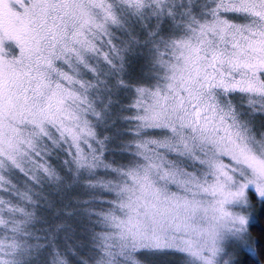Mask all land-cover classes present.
I'll return each mask as SVG.
<instances>
[{
    "label": "snow or ice",
    "instance_id": "1",
    "mask_svg": "<svg viewBox=\"0 0 264 264\" xmlns=\"http://www.w3.org/2000/svg\"><path fill=\"white\" fill-rule=\"evenodd\" d=\"M0 264H264V0H0Z\"/></svg>",
    "mask_w": 264,
    "mask_h": 264
},
{
    "label": "rangeland",
    "instance_id": "2",
    "mask_svg": "<svg viewBox=\"0 0 264 264\" xmlns=\"http://www.w3.org/2000/svg\"><path fill=\"white\" fill-rule=\"evenodd\" d=\"M158 259L164 261V260H170V259H172V257L171 256H161Z\"/></svg>",
    "mask_w": 264,
    "mask_h": 264
}]
</instances>
